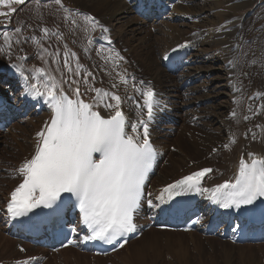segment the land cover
<instances>
[{
  "label": "rangeland",
  "instance_id": "obj_1",
  "mask_svg": "<svg viewBox=\"0 0 264 264\" xmlns=\"http://www.w3.org/2000/svg\"><path fill=\"white\" fill-rule=\"evenodd\" d=\"M32 1H35L38 4L41 2H45L46 6L45 8H41V9H38L36 7L37 12H36V8L34 10L33 9L30 10L29 7L25 8V11L27 13H31V14H27L26 21H23L25 20L24 16L26 15V13H21L20 16L14 17L15 16L14 14L16 13L19 14V12H21V9ZM62 1L64 3L63 6L66 10L69 11V9H74V8L88 10L91 11L93 14L99 16V18L102 19L103 22H106V19H104V15L108 14V18L110 20V23L108 24L112 25L115 28L114 36L116 35L115 37H118L119 42L122 43L120 44V46L122 48L125 47L128 48V54H131L133 59L136 61L137 64L135 65L139 66L140 69L143 70L141 72L143 74L146 73L151 77H153L157 81L156 83L158 84L159 87L164 85L163 88L164 87L167 88L166 86L170 85L171 82L175 80V77L169 74L166 70L165 72L162 70L161 73V68L163 66L162 56L166 51L167 47L173 44V40H175L174 43L179 42L178 40H180L181 42L184 39L182 37L190 36L191 31H194L191 29H193L194 27H198V29L196 28V30L199 31L200 29L202 30L200 35L207 34L209 28L215 30V28L219 29L221 28V26H223L222 29L223 28L225 29V27H227L228 24L229 25L235 24V22L233 23L229 22L225 24L226 21L232 19V16L238 17V18H234V21H238L240 17L248 14L249 11L255 9L257 6L262 5L264 3V0H249V2L248 0H245L242 3H246L247 4L246 6L235 7V5H238L240 3H231V1L233 0H186V1L183 0L182 1L183 4L180 3L184 6L183 9H181L182 10L181 12H183V14L177 12V14L178 13L179 14L173 17L171 15H174L175 12L173 11L169 12L168 13L169 16L167 17H169L171 21H168V19L161 21L159 20L157 24H154V22L149 21L150 23L148 22L145 25L143 24L141 26V29H139V26L137 25L133 26L131 25L130 22H127L126 20L118 21L111 18L113 11L112 6L114 4H118L117 0L110 2H106L102 0H62ZM194 5L196 6V8H193ZM11 7L16 9L14 13L10 11L9 6L0 5V12L9 13V15L6 17L0 16V50L3 48L5 49L6 53L10 55L12 58L13 57L18 58L19 67L23 71H26L30 74H38L41 72H37L36 70L43 69L44 71L42 72L43 75L41 77L44 80L43 82L51 83L50 80L49 81L46 80V78L49 79V67L47 64L42 63V62H46L47 59H42L41 62H36L37 61L36 58L39 52L38 50L41 49L44 55L45 54L50 55V53L55 52L57 56L58 51L60 50L58 51L53 50L54 46L56 45L58 49L60 47L64 49L67 40L64 39L62 35V39L64 40V42L57 43L56 33L60 35L62 31L66 30L68 21L60 19L61 21L58 22L54 18L53 14L55 12L58 13L59 10H57L56 7H54L51 4V2H49L48 0H25V3L23 4H12ZM41 7L44 6L42 5ZM195 9H197L199 12L196 11ZM171 10L173 9L171 8ZM194 12L195 13L198 12V14L197 16L193 17V15L191 14H195ZM251 13L252 12H250V14ZM261 13H264V5L260 6V9L256 11V15L251 19H249L247 16L244 17V23L246 25L243 31L244 33L252 29L251 28L252 24H250L251 21L252 22L256 21L257 23H255V25L256 24L259 25L261 23L262 19L258 20L261 18V17L258 18L259 16H261ZM140 15L141 14H139V16ZM181 16L182 19L180 18ZM188 16L195 18V20H193L192 18L191 21L189 19L187 20ZM12 19H13V25H17L21 21H23L18 27L20 29V32L17 33L15 31L17 29L16 28L14 29L15 32L8 34V40H4V33L7 32L4 27L11 26ZM181 21L182 22L184 21L188 24L187 25L188 27L185 28L186 33L178 34L175 31L173 35L172 33L174 31L173 32L171 31V29L169 28L170 27L169 24H180ZM192 22H195L196 24L198 23V26L192 24ZM44 23L46 26L44 25V27H42V24ZM58 23H63V24L58 25ZM74 28L76 27L72 26L71 35H76L77 33V31ZM230 28L233 27L226 28L225 30ZM45 29H48V31L45 32L44 31ZM147 29L150 30L151 34H148L146 32ZM204 29L206 31H203ZM117 31L119 32L117 33ZM12 37L13 39H11ZM2 44L3 46H1ZM72 45L75 50L74 43H72ZM263 45L264 42L258 38H256L255 41L253 40L252 45L251 44L249 45L251 47H248L247 53L249 54L248 58L252 59L250 62H252L253 65L260 64L261 63L260 61H262L263 58L261 56L263 55L260 54L261 50L259 49L261 46L263 47ZM227 47L228 46L223 47L222 45H219V47L217 46L202 47L198 45V47L194 51V57L198 61V65L194 67L195 68L194 71H199L202 68L209 69V72L212 74V76L209 79H205V78L200 79L195 83L194 87L195 88L197 87L199 89L198 90L199 93L196 96L197 98L192 97L191 104L193 99L202 101L204 100L205 97L204 95L208 93L214 94L213 90H215V85H217V83L220 82H215L214 87L212 86L211 88L210 84L212 79L225 78V73L221 70V68L223 67L222 65H224L223 63L224 57H222L223 51H221L222 49L220 48H223L226 51ZM78 49L79 48L76 47V52H78L77 54L81 59ZM74 50L73 51L71 50L72 51L71 53H68L64 56L69 60L67 62V64L69 65L73 63L72 59L75 52ZM90 56H91L90 52L86 54L87 58H89ZM255 59L258 61H255ZM57 60L58 59H52L51 61H49L50 63L49 65L52 64L51 69L55 71L56 75L60 76L61 71L62 70L64 71V67L63 65H61V63L57 64ZM58 61L60 62V60ZM90 61L91 58L87 59V62L89 64ZM6 63H7L6 58H4L3 64ZM102 65L100 64L101 72L97 77L98 82L92 80L89 83L82 82L80 84H77V86L81 85L85 88L83 94H85L86 97L90 95H92V97L94 98L97 97L96 93L90 90L92 88H100L105 91L109 90L110 92H113V90H110L109 87L106 85L107 78L112 77L114 75V74L111 75L109 72L111 70L113 71V69L109 68V71L107 70L105 71L107 66L103 63ZM77 66L75 67V69L77 68ZM4 67L6 70L7 68H11L7 66ZM77 75L79 79H83V77L80 76L81 75L80 73H78ZM43 76H45L46 78H44ZM2 79L3 78H0V82L6 84V81H3ZM9 81L12 80L10 79ZM222 83H225L224 79ZM68 86L70 85L64 82L61 86L57 88L58 89L60 87L65 88ZM194 87L192 89H194ZM205 87H208V91L205 90ZM41 89L44 91L43 87H41ZM192 91L193 90H189L188 92H186L187 101L189 96H191L190 92L192 93ZM221 91H222L221 88L217 90V92H221ZM14 96L17 95L14 94ZM180 99L181 98H176V100L174 101V103L175 102L178 103L176 104L178 106L175 107L180 108V110L182 111V115H181L182 118L179 116L181 119L178 124V127L175 128L173 132L169 133V135L166 132L159 133V136L163 135V138L165 136V142H166L165 144L168 145L166 148L168 155L167 157H165V161L164 162L162 161V163H160L158 166L156 172L157 174L155 175L156 178L154 180V184H157L158 178H163L168 175L171 177L173 176L177 177V172H179V170L184 171L183 168L191 167L192 164L191 161H195L198 157L199 159L203 158L204 156L210 157L209 150L212 147H215L214 145H216V142L221 140L224 136L220 118L226 115V110H223L224 114L219 113L221 112L220 111L221 107L220 109L219 107H216L217 105H219L218 104L219 102L217 103L214 102V104H208V105L203 103V107L200 108L202 115H199L200 113L198 114L199 119L202 122V125L199 127V125L197 126L193 125L194 122L191 119L192 116H195L196 114L194 112L191 113L190 112L191 110L189 109L187 111L181 109V106L183 105L180 102ZM219 100L228 101L229 97L223 95L221 98H219ZM184 104H186V102ZM250 110L251 111L254 110L253 112H255L257 110V107L251 106ZM205 114H208L206 115V117H208L206 121L203 119ZM24 115H27V117L24 118ZM28 115L29 114L27 113H24L23 116L18 115L20 119L18 120L17 117V119L14 120L15 124L12 125V127L8 131L4 133H0V209H2L1 207L3 205V200L6 197L8 190L11 187V179L12 176L14 175L15 164L19 159H20L19 161H21L22 155H24V151H27L32 145L33 134L41 130V128L36 130L32 122L29 121ZM36 121L38 123V119ZM181 157H183L185 161L179 159ZM4 226L5 225L0 220V231L4 228ZM156 237H160V238L162 237V238L161 240H158L156 239ZM168 238L165 235H154L150 233L143 239L135 240L133 243H131V245L126 247L123 251L119 252V254L116 255L117 257L116 256L107 257L106 260H102L101 263L99 264H129L130 261H135L136 264H203L202 262L203 260L205 261V264H257V263L264 264V247L260 248V246L264 245V240L262 238L259 240L260 242L257 243H251L250 241L242 242L241 246L238 245L239 243L234 242L233 237L230 238L233 241L225 240V238H221V234L209 237V236H205L202 230L198 231L196 237L195 235L191 236L189 233H187L184 235H170ZM0 242L2 243L5 242L4 237L1 235V233H0ZM79 244L75 243L76 246ZM178 249H184L188 253L185 255V257L181 255L183 258L181 256L179 257L177 253ZM17 250L19 251V249ZM226 251L230 253V256H227ZM140 254L143 255L139 257ZM70 256H71L70 254L64 255L63 253L62 255H58V259L56 261V260H52L50 255V258L46 264H80L75 255H72V257L68 259L69 261H67V258H69ZM16 259H18V257H16ZM91 264H98V262L96 260L94 263L91 262Z\"/></svg>",
  "mask_w": 264,
  "mask_h": 264
},
{
  "label": "snow or ice",
  "instance_id": "obj_2",
  "mask_svg": "<svg viewBox=\"0 0 264 264\" xmlns=\"http://www.w3.org/2000/svg\"><path fill=\"white\" fill-rule=\"evenodd\" d=\"M55 2L60 4L61 0ZM23 3L25 0H0V5L9 6L13 13L16 9L11 5ZM8 15L0 12L2 17ZM85 19L93 20L91 17ZM15 31L19 33L20 29ZM4 36L7 40L8 33L5 32ZM115 55L119 57L118 53ZM36 71L42 73L44 70ZM49 80L51 83L43 85L44 91L36 84H31L27 90L33 99L43 97L47 101L52 116L50 123L37 134L39 139L34 155L25 159L17 169L22 182L10 194L8 215L12 219L27 217L41 207L59 213L61 209L57 201L61 200L62 193H68L76 198L80 222L89 233L82 236L83 241L99 240L111 244L135 233L134 214L141 206L144 184L157 156L149 139V122L154 119V108L158 105L154 89L135 88L143 96L147 120L140 119L131 125L130 134L126 131L128 122L121 110L120 95L100 88L90 89L97 94L96 107L105 97L115 101L114 104L104 102V108L111 112L106 118L94 110L93 104L70 98L58 89L54 77L49 76ZM121 80L127 83L123 77ZM74 92L79 97V88ZM97 153L99 159L94 158ZM211 171L205 168L176 180L167 185L157 199L163 200L165 194L171 199L195 191L207 194L213 203L224 209H240L264 198V159H251L250 162L241 159L234 181L202 188V178ZM148 203L154 207L151 201ZM71 231L76 233L77 229Z\"/></svg>",
  "mask_w": 264,
  "mask_h": 264
},
{
  "label": "bare ground",
  "instance_id": "obj_3",
  "mask_svg": "<svg viewBox=\"0 0 264 264\" xmlns=\"http://www.w3.org/2000/svg\"><path fill=\"white\" fill-rule=\"evenodd\" d=\"M102 1L110 2V1H116V0H102ZM180 1L181 0H117L118 4H114L112 6L113 11H112V17L111 18H113L114 20H118V21L126 20L127 22H130L131 25H133V26L137 25V26H139V29H141V26L143 24L144 25L147 24L148 21L143 20V18H141L139 16V14H141L142 12L143 13L147 12V10L150 6H156V8L158 9V12H159V9H161V11H167L168 9H170L169 7H171L172 3L174 2L175 4H173L174 6L172 7V9H173L172 11L175 13H174V15H171L174 17V16H177L179 14V13L177 14V12H180V14H183V12H181L182 11L181 9H183L184 6L179 4ZM246 5H247L246 3H240L238 5H235V7H243ZM193 8H196V6L194 5ZM195 10L198 11L197 9H195ZM198 12H196V13L194 12L195 14H191V15H193V17H194L198 14ZM190 16L187 17V20L188 19L191 20ZM180 18L182 19V16ZM104 19H106L105 23H107V24L110 23V20L108 18V14L104 15ZM192 24L198 26V23L196 24L195 22H193ZM187 25L188 24L186 22L181 21L180 24H169V26H170L169 28L171 29L172 32L174 31L172 33L173 35H174L175 31L178 34H183V33H186L185 28L188 27ZM222 27L223 26H221V28H219V29L215 28V30H212L211 28H209L206 35H198V36H199L200 44L202 47L203 46H208V47L209 46L210 47H216L217 46V47H219V45H222L223 47L228 46L227 50L224 51V55H223L224 61L226 62L230 58L237 57V53L239 51V46L242 44L243 39H247V38L251 37V34L243 35V37L238 39L235 37V33L237 32L236 29L230 28V29L225 30L226 29L225 28L223 30ZM196 28L197 27H194L191 30H194ZM135 30H136V28H135ZM118 32L119 31H117V33ZM146 32L148 34H151L150 30H148V29L146 30ZM182 38H184L183 40L186 39L185 37H182ZM255 39L256 38H254L253 40L255 41ZM174 41L175 40H173V44H171L167 47V49L164 53H166L174 45L180 43V40H178L179 42H175V43H174ZM235 45H237V49L235 51H232V47ZM248 47H251V46L244 44V48H243L241 54L237 57V60L234 64L233 69L227 71V72L233 73V82L234 83L232 85L222 83L224 78L223 79H216V78L212 79L210 87L211 88H212V86L214 87L215 82H220V83H217V85H215V90H219V88H221L222 91L221 92L216 91V92H214V94L208 93V94L204 95L205 100H207L209 98V96H211L212 97L211 101L204 102V100H202V101L196 100V99L192 100L190 110L193 111L196 115H198L200 113V109H197L194 107H196L197 104H200V108H201V107H203V103L208 105V104H214V102H216V103L219 102L218 103L219 105H217L216 103L215 104L217 105L216 107H219V109L221 107V109H220L221 112H219L220 114H222V113L224 114L223 110H225V109H228L227 113H229L231 111H235V110L237 111V116L235 118H230L229 116H227V114L220 118V122L222 124L224 136L221 140L216 142V145H214V146L220 145V147H218V151L214 152L211 148L209 150L212 153V155L210 157H205L204 155H203L204 156L203 158L199 159V157H198L194 161L196 163L193 166L188 167V168H183L184 171L179 170V172H177V177L173 176L175 178L168 175V176H165L163 178H158L157 184H154V180H155L156 176H155V174L150 176V179L148 182V187H147V192H146V199L142 201L140 209L138 211V220H139L140 224L145 225L147 222H150L152 220H154V222H156V220L160 217L161 213L165 209L164 201L157 199V197L160 196V194L162 192V186H164L165 184L177 179L178 177H181L184 174H186L190 171H193L195 169H198L202 166L214 165L216 168L215 169L216 171L219 170L220 168H222V172H217L216 177L214 179H212L213 183H217V182L224 180L228 177H233V179H234L235 176L238 174L239 162L241 159H244L246 162H250L251 159H264V139L263 138L262 139L258 138L256 141L252 142L251 141L252 135H250V133L248 134L247 138H242V133H244V132L247 133V132H250L251 130H256V132H258L260 127L262 128V130H264V45H263V47L261 46L259 49V50H261L260 54L263 55V56H261L263 59H262V61H260L261 63L257 64V65H253V63L250 62L252 59L248 58V56H249V54L247 53ZM220 56H221V54H220ZM125 68L129 69V65H125L121 69H125ZM251 68H252V73L247 78L246 76H244V73L246 72V70H249ZM193 69H195V68H193ZM162 70L165 72L164 66H162V68H161V73H162ZM221 70L223 71L222 68H221ZM256 70L258 72L253 73V71H256ZM2 71L3 70L0 69V78H1V74H2L1 72ZM7 71L8 72H4L5 74L3 75L2 80L3 81H7L10 79L13 80L14 81L13 86L16 89H14V88L11 89V88H9L8 84L6 85L5 83H2V84H0V96L5 95V94H10L12 91L18 90L20 92V97L25 99V101H20L19 98L16 99V102H14L15 110L13 112L11 111V113L7 114V116L12 117L13 120H16L18 117L17 115L19 113H20L19 116H23L24 113H27V114H29L28 115L29 121L32 122V124L35 126L36 130H38L40 128L41 123L45 124V125L50 123L52 111H51V108L49 107L47 101L43 97H38L36 99H33L32 96L27 94L28 87L32 83H27L22 77L15 75V72H13V70L11 68H7ZM228 80L229 79H227L226 82ZM106 82H107L106 85L109 87L110 90H113L114 93H116L117 95H120L122 97L121 110L125 114L126 121L127 120L131 121L132 117L136 116L137 113L135 111H131V110L127 109V104H126L127 98H125V94H127V92H129V88H128L127 83L123 82L121 80L120 76L117 77L116 75H113L112 77H108ZM114 84L116 85V87H113ZM36 85L39 87L38 84H36ZM235 85L240 87V90L238 92H234V86ZM163 86L164 85H162L159 88L161 89V92L164 93V97H166V99L173 100L174 98H176L178 96V93L180 90L178 89V87H176L175 84H173L171 82L170 85L166 86L167 88H165V87L163 88ZM78 87H79V93H80L79 97L76 96L74 89L70 88V86L65 87V88L60 87L59 89H62L63 91L66 90V91L71 92L75 96V98H78V99L84 101L85 103L93 104L94 110L100 111L105 116H109L111 114L110 110H107L104 108V102H106L105 99L107 97L104 98V101L99 103V107H96V103H97L96 98L92 97V95L86 97L85 94H83L85 88L81 85H78ZM39 88L41 91H43L41 89V87H39ZM179 88H180V86H179ZM66 91H64V92H66ZM106 91L110 92L109 90H106ZM255 92L256 93L263 92L262 97L261 98L255 97L254 99H252L248 102L246 100V98L250 94L255 93ZM223 95L229 96L230 99L232 97L236 96L237 101L235 103L231 102L230 100H228V101L227 100H225V101L221 100L220 101L219 98H221ZM28 101H32V102L35 101L37 104L35 107H29V106H27ZM258 102H261V104H262L261 110L257 109L255 112H253L254 110L251 111L250 107L253 106L254 104L256 106L258 104ZM110 103L114 104L115 101L110 100ZM40 109H42V112H39ZM4 116H5V114L0 112V120H3ZM243 116L247 117L245 121H243V119H242ZM217 118H219V117H217ZM37 119H38V123L36 121ZM14 124L15 123L13 122L12 125H14ZM250 127H251V129H250ZM41 130H44V129H41ZM126 131H128L131 134V125H128V127L126 128ZM161 137L163 138V135H161L159 137V139H156L155 142H156V147H157L158 154H159L158 158L163 159V157L167 154V151H166L167 145L165 144L166 143L165 142V136L163 138L164 140ZM34 139H37V137L35 136ZM243 144H245V149H243V147H242ZM36 145L37 144H35V145L32 144L30 146L29 150H31L32 153L35 152ZM249 154H252V155L250 156ZM179 159H181L182 161H185V159L183 157H181ZM21 160H23V159L21 158ZM157 169H158V163L156 164V168H155L156 172H157ZM20 182H22V179L19 176L16 177V175H15L11 179V188ZM9 191H11V190H9ZM7 198L8 197H6L5 199H7ZM148 201H151V203H152V205H154V207H150L148 204ZM200 206L203 207L202 211L205 212L207 216H204L201 219L200 223L198 224V228L196 230L197 232H195V233L197 234L198 231L202 230L203 234L205 236H209L207 233L209 232V228L212 227L213 230L211 231V233L214 230H217L218 228H220L219 234L226 236L225 231L228 228V224H229L227 218L220 213H216V212L210 210V208H209V210L205 209V206L201 203H200ZM22 231L23 230H20L19 231L20 233H19V232H16L14 229L10 230V229H8L7 226H5L0 231L1 235L4 237V240H5L4 243L0 242V257H2V259H6V260L11 259V258L16 259V257H18V259H23V258H27V257L44 256L45 254H42V253L48 252V250L46 248L35 244V241H37V240H40L38 242L39 244H41V241H42L40 239L39 235L36 233L32 237V239L29 241V243H23L22 242V238H23L22 237L23 236ZM150 233L154 234V235H165V236H167V238L170 235H184L185 234L184 232L163 231V230H157L155 228H151L150 230L146 231L140 238H138L136 240L143 239ZM195 233L190 232L189 234L191 236L195 235V237H196ZM231 237H233L234 241L238 242L239 243L238 245L241 246L240 242H242L241 240H243L242 228H238V226H236L232 230V236ZM161 238L156 237V239H158V240H161ZM248 239L252 241L251 243H253V242H258L261 239V237H257L254 239V236H251ZM134 241L135 240H133V239L129 240V242L126 245H124L119 251L115 252L111 256L118 255L119 252L123 251L126 247L131 245V243H133ZM168 244H169V242H168ZM19 245L26 246V251L24 253H21L20 251L17 250ZM263 247H264V245L260 246V248H263ZM63 253H64V255H68V254L71 255L69 258H67V261H69L68 259H70L72 257V255H75L80 264H83V263L84 264H88V263L91 264V262L94 263L96 260L99 264V263H101L102 260H106V258H107V257H93V256H91V253H92L91 248L85 242H82V241L77 246L75 245V243H73L71 246H69L65 249H62L56 253H51L52 260L57 261L58 255H62ZM177 253H178L179 257L181 255L183 257H185V255L188 252L184 249H178ZM226 253H227V256H230V253L228 251H226ZM142 255L143 254H140L139 257H141ZM108 257H110V256H108ZM202 262H203V264H205L204 260ZM129 264H136V262L130 261Z\"/></svg>",
  "mask_w": 264,
  "mask_h": 264
}]
</instances>
